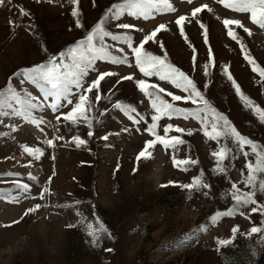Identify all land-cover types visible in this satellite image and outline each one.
Segmentation results:
<instances>
[{
    "label": "rangeland",
    "instance_id": "1",
    "mask_svg": "<svg viewBox=\"0 0 264 264\" xmlns=\"http://www.w3.org/2000/svg\"><path fill=\"white\" fill-rule=\"evenodd\" d=\"M122 2L78 0V4L74 5L68 0H53V3H48V0H11V3L4 0L0 5V90L11 83L22 96L31 93L35 98L34 103H51V98L43 101L35 85L29 81L21 82V77L13 74L46 63L49 56L58 55L83 39L86 29L90 30L113 3ZM173 2L178 11L157 15L154 21H143L127 15L122 16L121 21L147 25L146 31L165 23L167 30L157 34L155 43L149 41L145 50L161 57L166 54V62L187 74L210 104L226 115L242 135L264 146V123L259 121L253 109L240 101L232 82L222 70L228 67L241 91L264 110V78L259 76V71L253 72V65L245 60L246 52L258 69L264 68V30L252 25L247 14L233 13L215 3V0H193L192 5L178 0ZM203 3H208L213 12L205 9L197 18H191L192 8ZM21 8L29 14L22 15ZM74 8L78 10L79 17L71 15ZM179 15H186L191 20L190 23L184 22L187 39L180 35L179 26L175 24ZM77 18L84 28L75 26ZM225 18L242 19L252 35L231 26L238 37V41L232 40L222 23ZM197 19L207 27V44L204 30L196 22ZM132 34L136 40L143 36V33ZM107 42L116 44V47H125L123 55H128L129 63L134 64L130 49L110 39ZM209 46L212 59L208 58ZM242 46L244 51L241 50ZM193 56L196 57L195 61ZM97 63L100 70H113L120 75L133 74L134 79L122 81L117 85L118 90L112 89L117 77L108 78L110 83L102 82V100L90 113L94 121V135L90 138L86 125H65L62 117L57 123L55 115L46 106L31 109L34 117L48 121L40 127L14 114L19 107L17 105H13L12 109L0 108V174L19 173L17 177L0 175V189L16 195L18 190L13 186L14 180L30 185L28 199L21 198L19 203L0 200V264H225L226 258L230 264H249V248L257 253V264H264V246L254 243V239L264 237L247 235L250 228L260 221L258 213L252 214L251 219L236 215L210 225V218L217 211L231 206L229 197L233 191L232 183H236L241 191L249 190L243 183L246 169L241 175L246 160L240 153H236L237 158L231 162L226 175L213 172L216 158L212 152L223 143H228L235 151L234 144L230 141L218 143L205 137L202 125L196 119L163 118L160 125L172 123L174 128L185 129L184 133L172 130L168 134L180 136L185 141L179 152L175 153L176 158L194 159L198 163L174 167L173 150L165 151L159 144L153 150L151 159L136 161L144 142L153 139L144 129L151 123L150 113L154 114L148 98L139 92L136 78L165 88L162 94L164 98L178 107L195 108L202 105H192L190 101L183 100L173 102L166 95L167 92L182 96L186 94L165 81H159L158 77H143L138 68ZM206 64L208 75L204 74ZM91 78L94 79L95 74ZM114 103L135 106L137 112L144 115L145 121L139 125L133 124L113 107ZM70 108L68 106L62 111L66 113ZM131 115L137 117L136 113ZM125 127L129 129L128 132L122 131ZM188 130H192L191 135L187 134ZM157 131L163 135L162 127ZM106 133H112L109 139H100ZM77 134L87 141L85 146L76 148L74 143H70L72 136ZM61 135L63 140L55 139ZM45 139H53L55 147L45 144ZM22 145L40 148L44 154L35 160L23 152ZM53 156L55 159H52ZM184 167L188 170H182ZM200 172L211 184L209 195L190 193L179 186L191 183ZM29 173L37 179H30ZM50 176L51 183L47 184ZM169 181H175L177 185L168 184ZM162 184L168 186L161 187ZM42 185L49 187L52 193L46 194L43 200L38 196ZM189 196L192 198L189 199ZM257 200L264 203V195L257 197ZM76 201L80 203L75 205ZM37 203L42 207L36 213L23 215L26 209ZM69 204L73 205L71 209L62 207ZM77 211L82 214V220L75 215ZM89 223L97 230L103 226L111 236L105 234L94 246L87 234ZM68 224L77 226L67 228ZM202 226H207L208 230L200 231ZM234 226H239L235 246L218 249L217 238H230Z\"/></svg>",
    "mask_w": 264,
    "mask_h": 264
},
{
    "label": "snow or ice",
    "instance_id": "2",
    "mask_svg": "<svg viewBox=\"0 0 264 264\" xmlns=\"http://www.w3.org/2000/svg\"><path fill=\"white\" fill-rule=\"evenodd\" d=\"M11 3V0H8ZM40 2V0H37ZM58 2V0H57ZM180 3H186L188 5L193 4V0H178ZM4 0H0V5H3ZM48 3H53V0H48ZM70 4H78V0H68ZM215 3L222 5L224 9H229L236 14H247V19L250 20L252 25L258 26L259 29L264 30V0H215ZM207 9L209 13L213 12V9L208 3H203L200 6L192 8L191 18H197L198 14ZM22 15H28L23 8H21ZM178 9L174 6L173 0H123L122 3H113L102 15L100 20L91 27L90 30L86 29V35L83 39L75 42L73 45L68 46L66 50L60 51L59 54H53L47 58L46 63H40L14 73V76L21 77L22 81H29L35 85L42 94L43 101H48L51 98V103L36 104L34 103V97L31 93H26L22 96L11 83L6 84L3 90H0V108L12 109L13 105L19 106L14 110V114L21 115L24 120L29 124L36 127H40L41 124L48 123L42 117H34L31 114V109L38 107H47L51 113L55 115L57 123L63 118L65 125H71L72 127H79L80 125H86L89 129L87 136L90 138L94 135L92 131L94 126L93 118L90 113L95 109L96 104L102 100L101 86L103 83H110L108 78L117 77L116 84L112 85V89H117L122 81H133L134 75H120L119 72L113 70H100L97 62H107L111 65H126L129 68L139 69V73L145 78L158 77L159 81H165L173 85L176 89L181 90L186 95H175L172 92H167L166 95L171 97L173 102L177 101H190L192 105H202L195 108H182L176 106L174 103H170L164 98L162 94L165 93V88L159 87L158 84H149L143 78H136L135 84L140 93H143L144 97H147L150 101V108L154 114L150 113L151 123L147 124L144 129L153 139H148L144 142L142 150L136 156V161L139 163L142 159L149 160L153 157V150L156 145L162 146L167 151L173 150V166L180 167L186 165H195L198 161L194 159H177L175 153H178L180 146L185 144V141L180 136H169V132L174 130L177 133H184L185 129L181 127H175L172 123L166 125H160V121L163 118L171 120L173 117H182L184 119L193 118L200 122L202 125L203 134L210 140L221 143L223 141H230L235 145V151L228 143H223L222 146L212 152V156L216 158V166L213 172L218 175H226L231 162L237 158L236 153H240L246 160V163L241 170V175L244 174V169L247 171V175L243 179V183L248 191H241L236 183L231 184L233 191L230 194L231 206L225 210H219L210 218V225H215L219 220L226 217H234L236 215L247 217L251 219L252 214L258 213L261 216L258 224L250 228L248 236L264 237V203H259L257 197L264 195V146H261L252 139L242 135L229 121L228 117L222 113H219L205 98V95L198 89L197 84L183 71L175 67L171 63H167V55L163 57L154 55L152 52L145 50V45L149 42H156L157 34L162 30H167L165 23H159L158 26L153 27L151 30L146 31L147 25L140 26L134 23L123 22L121 17L127 15L128 17L140 19L143 21H154L157 15H165L168 13H175ZM110 14V15H109ZM73 17H79V12L74 8L71 12ZM219 19V17H217ZM110 21H116V23H110ZM191 20L186 15H179L175 19V24L179 26V32L181 36H185L184 22ZM196 22L203 29V35L205 43L207 44L208 30L206 25L200 22L199 19ZM224 28L227 30V35L234 41H238L236 32L231 26L243 29L248 35H252L251 30L245 26L240 18H225L222 21ZM77 28H84L80 19L75 21ZM120 30V31H116ZM133 32L143 33L141 39H134ZM110 39L112 42L122 43L127 49L131 50V54L134 57V64L129 63L128 55H123L125 47H116V44H109L107 41ZM185 39L187 37L185 36ZM163 49V44H160ZM242 51L244 48L242 46ZM46 51V49H45ZM195 52V49L193 48ZM119 53V54H114ZM208 58L212 59L213 54L211 47L208 48ZM196 57L193 56V61ZM245 60L249 64L253 65L252 71H259V76L264 78V68L255 66V61L252 60L245 52ZM208 65L204 66V74L207 73ZM223 73L227 76V79L232 82L235 93L238 95L240 101L250 109H253L258 114V119L261 123H264V110L255 105L247 95L241 91V87L237 84L232 74L229 72L228 67H223ZM92 74H95V78L92 79ZM11 79V78H10ZM207 86V85H206ZM110 89V91H112ZM89 94H92L91 96ZM68 106H71L70 110L64 113L62 110ZM113 107L120 110L129 120L135 125H139L145 121L144 115H140L137 112V108L131 104L114 103ZM132 113H136L137 117L132 116ZM163 130V135L158 133V128ZM209 129H211L209 131ZM15 130V129H13ZM140 131L139 128L136 129ZM43 131V129H41ZM59 131V128H57ZM71 131V127L69 128ZM123 132H128L127 127L122 129ZM188 135L192 134V130H188ZM112 133H106L100 139L107 141ZM119 135V133H116ZM55 139L63 140L64 137L57 136ZM44 143L49 147H55L53 139H45ZM70 143H74L76 148H80L87 144V141L81 138L80 135H74L71 138ZM22 150L35 160H39L43 156V151L40 148H33L28 145H22ZM247 149V150H246ZM52 159H55L53 156ZM31 161L29 162V164ZM136 169H134L135 171ZM187 171V167L182 168ZM0 175H6L9 177H17L19 173H3ZM30 179L36 180L37 177L31 173L28 174ZM54 175V173H53ZM51 176L48 177L47 184L51 183ZM168 184L177 185L175 181H169ZM168 184H162L161 187H167ZM13 186L18 190L16 195H13L12 191H5L0 189V200H7L10 203H19L21 198L28 199L30 193V185L23 183L19 180L13 181ZM180 187L188 192L202 193L203 195H209V189L211 184L206 181L205 174L200 172L199 175L193 177L191 183L180 184ZM47 195H51V190L47 186L41 187L38 193L39 199H45ZM227 195V194H224ZM189 199L192 197L189 196ZM80 202L76 201L75 205ZM250 207V210L249 209ZM42 207L37 203L33 207L25 210L24 216L31 213H36ZM62 207L71 209L73 205H63ZM248 210V211H246ZM75 215L83 219L82 214L77 211ZM12 223H19V221H13ZM10 226V225H9ZM77 225L68 224L67 228H73ZM87 234L91 237L92 244L98 245L101 238L108 233L106 228L99 230L94 229L93 225L89 223L87 225ZM200 231L204 232L208 230L207 226H202ZM239 226H234L231 229V236L227 239L217 238L218 249L234 247L235 241L238 238ZM254 243H259L264 246V239H254ZM106 251H113L112 249H106ZM249 264H257V253L252 249H248ZM264 251V249H262ZM225 264H230L228 259H225Z\"/></svg>",
    "mask_w": 264,
    "mask_h": 264
}]
</instances>
